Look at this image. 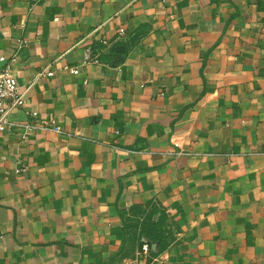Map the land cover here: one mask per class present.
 Here are the masks:
<instances>
[{
  "label": "crops",
  "instance_id": "crops-1",
  "mask_svg": "<svg viewBox=\"0 0 264 264\" xmlns=\"http://www.w3.org/2000/svg\"><path fill=\"white\" fill-rule=\"evenodd\" d=\"M1 54L0 264H264V0H0Z\"/></svg>",
  "mask_w": 264,
  "mask_h": 264
},
{
  "label": "built area",
  "instance_id": "built-area-1",
  "mask_svg": "<svg viewBox=\"0 0 264 264\" xmlns=\"http://www.w3.org/2000/svg\"><path fill=\"white\" fill-rule=\"evenodd\" d=\"M125 32L124 28H120V33L123 34ZM103 43H108L107 40H102ZM6 56L4 54L0 55V60H6ZM15 60L13 56L11 60H6V64L0 67V130H4L9 125L8 114L12 108L17 106H21L25 103V98L20 91V86L17 81L16 76L12 71V61ZM84 62H100V53L92 44H86L84 46ZM72 71L77 73L79 71L78 67H73ZM51 75L53 70H44V72ZM30 116L34 118L26 123V126H35V119H40L42 121V127L46 129H52L55 131H62V125L59 124L56 119H47L42 117L38 110H31ZM23 166L17 168V171L24 170ZM143 216H140L142 219ZM151 251V244L148 242H143L141 246L137 249V253L145 252L148 253Z\"/></svg>",
  "mask_w": 264,
  "mask_h": 264
},
{
  "label": "trees",
  "instance_id": "trees-1",
  "mask_svg": "<svg viewBox=\"0 0 264 264\" xmlns=\"http://www.w3.org/2000/svg\"><path fill=\"white\" fill-rule=\"evenodd\" d=\"M130 210L131 212L126 216L124 224L131 238L139 242L143 236L150 240H159L161 242L160 249H163L172 238L165 223V214L158 212L159 209L154 203L134 206ZM141 215L143 216L142 219H140Z\"/></svg>",
  "mask_w": 264,
  "mask_h": 264
},
{
  "label": "water",
  "instance_id": "water-1",
  "mask_svg": "<svg viewBox=\"0 0 264 264\" xmlns=\"http://www.w3.org/2000/svg\"><path fill=\"white\" fill-rule=\"evenodd\" d=\"M116 49L119 52H123L125 50V46L122 44H118V45H116ZM120 57L121 56L119 55L118 58H120ZM143 241L150 243L153 251H159V249H160V241L159 240H150L147 238H143Z\"/></svg>",
  "mask_w": 264,
  "mask_h": 264
}]
</instances>
